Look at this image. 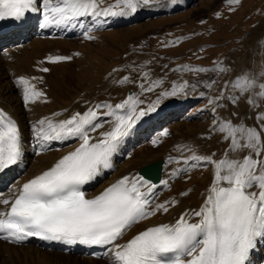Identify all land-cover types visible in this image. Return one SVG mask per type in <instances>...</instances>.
I'll use <instances>...</instances> for the list:
<instances>
[{"label":"snow or ice","instance_id":"1","mask_svg":"<svg viewBox=\"0 0 264 264\" xmlns=\"http://www.w3.org/2000/svg\"><path fill=\"white\" fill-rule=\"evenodd\" d=\"M150 2L0 0V21L11 19L22 24L28 14L39 12L41 28L79 26L86 28L82 35L91 41L96 37L89 35L85 20L99 27L109 17H125L126 9L134 14L141 4L150 6ZM240 2L228 0L229 10L235 11L231 5ZM220 16L216 13L217 18ZM139 54V49L133 51V55ZM73 58V55H49L41 63L55 65L71 62ZM155 59L158 58L147 62V70L133 61L125 68L110 71L109 78L114 85L131 84L138 89L130 91L120 102L113 105L107 100L84 101L82 112L75 111L59 120L44 117L31 125L36 155L52 141L75 140L77 146L18 188H10L9 197L0 194V240L22 244L30 238H38L66 246L96 247L102 250L108 264H253V253L264 247V76L250 67L235 72L216 66L193 69L187 65L170 68L165 64L161 66V74L147 82ZM37 70L51 71L49 67ZM193 71L210 75L206 81L196 84L185 79L179 85L169 83L164 88L168 72ZM117 72L120 77L112 80ZM30 80L42 82L43 77L20 76L15 80L16 86L22 88L26 107L46 95ZM197 87L204 89L198 98L207 100L201 111L211 114L208 131L226 148L221 153L197 154L189 150V156L182 153L169 156V165L183 166L171 168L169 178L160 180L159 185L167 188L170 181L182 176L190 179L188 174L193 170L211 169L210 182L201 194L202 203L170 222L148 226L124 240L137 224L158 214H167L170 206L179 201L157 202L158 185L144 175H124L91 197L85 186L113 169V157L122 141L143 118L157 110L156 104L151 102L150 106L141 107L145 104L144 94L156 91L158 98L175 97ZM253 93H258L259 102L250 99ZM241 100L246 108L242 115L231 112L230 117L222 116L224 111L238 109ZM63 115V112L52 114L53 117ZM105 124L108 129L99 131ZM159 135L167 137L169 132L162 130ZM151 143L158 145V140L153 139ZM175 147L178 151L182 148L181 145ZM23 155L17 122L0 110V171L16 165ZM180 195L187 196L189 192Z\"/></svg>","mask_w":264,"mask_h":264},{"label":"bare ground","instance_id":"2","mask_svg":"<svg viewBox=\"0 0 264 264\" xmlns=\"http://www.w3.org/2000/svg\"><path fill=\"white\" fill-rule=\"evenodd\" d=\"M126 12L127 15L122 18H107L106 22L101 23L99 27L91 21L85 20L84 23L87 26V29H90L89 35H95L99 32H105V36H113L114 38H126L134 34H139V36L140 34L143 35L142 33L146 32L144 31L145 26L141 28L129 27L127 29L121 28V26L136 22L137 20L145 17V13L139 12L137 14H131V11ZM41 23V14L39 12H34L33 15L25 19L24 23L17 24L15 30L7 33L0 31V50H2L0 51V81L6 77L11 78L9 84L6 82L8 84L7 86L4 88L0 87V110H3L17 122L22 136L24 150L22 159L18 161L16 165L7 167L0 171V194L4 197H9L11 195L9 192L10 188H18L24 182L35 175L40 174L43 170H46L54 164L60 156L66 154L68 151H71L72 148L77 146V142L75 140L65 143L52 141L46 144L45 149L41 151L39 155H36L35 152H37V147L33 139L31 125L44 117L59 120L68 118L70 114L75 111H84L83 102L91 100L92 97L96 95V91L92 90L87 93L84 92V94L74 98L72 97L73 95H67L66 92H64V87L67 85L66 82L69 79V74H72L71 68L74 63L89 66L87 58L90 57V54H86L84 52L85 47L91 53H97V51H107L105 48L100 46L96 51L90 44H86L83 47L76 45V43L75 45H72L74 46V49H70L68 47V43L70 44L69 41L76 42L75 40L84 38L82 33L86 30V28H81L79 26L74 28L69 27L67 29L58 27L41 28ZM110 28H113V30ZM71 38L74 40H70ZM129 47L132 48L133 46L130 44ZM134 47L133 49H135ZM55 53H58L57 55H73L74 58L71 62H61L55 65L41 63V61H44L47 56L55 55ZM75 53H80L81 55L75 57ZM127 53L128 52L125 54ZM133 56V52L128 53L129 59L133 58ZM9 58L12 59V63L11 66L8 67L10 68L8 73L6 70L7 62L4 63V61L7 59L9 61ZM121 62L124 61L121 60ZM39 67H49L51 69L50 75H45L44 73L39 72L37 70ZM122 68L120 67V69ZM81 69L82 74H89V76L92 77L88 69L85 67ZM106 70L108 73L111 71V68ZM82 74L76 75L75 77L79 81V85L82 90L86 91L88 88H85L86 86H84L81 82ZM20 76L28 78L33 76L43 77V79L44 77H48L49 88H45L46 86L44 88L41 87L42 84L44 85V83H40L41 81L30 80V83L35 84L36 88L38 90H42L46 95L41 97L35 103H29L26 107L22 100V88H18L15 84V80ZM112 77V80L117 79L120 77V73H114ZM150 78H146V81L149 82ZM107 83L109 85V82ZM39 84H41V86ZM110 85H112V87L110 86L111 89L109 87L110 91H108L107 94H105V92V95L103 94L104 96H112L117 99L119 98L120 100L126 97V94L128 93V89H126L128 88L127 85L126 87H120L114 85L113 83H110ZM158 90L159 89H157V91ZM137 91L138 89L136 86H134V90H131V92ZM199 93L200 91L197 87L196 91L186 90V92L182 95H177L175 97L158 98L156 91L153 92L155 95L152 94L154 97L151 100H148V97L146 98L144 95L142 99H144L145 104L141 107L150 106L149 102H151L152 104H156L157 110L143 118L135 126L131 134L122 141L117 153L114 154L113 157V169L105 171L102 177H98L96 181L85 186L87 195L89 197L97 195L109 184L124 175L139 176L140 170L143 167L159 161L164 162L162 179H168L171 168L183 166L169 165L167 163L168 157L178 156L171 154L172 152L177 151L175 146H182L192 138H194L193 140L198 138L202 139L209 134L212 139L211 143L203 152L198 150L196 145H192V148L189 150L196 152L197 154L223 152L226 145L218 141L216 143L213 142V140H218V138L215 134H211L208 131L209 126L212 123L211 114H209L207 118L200 120L197 124H191L185 121L190 114L187 116L185 115V118H183L184 116L182 117L180 114L187 102L190 100H199ZM100 95L102 96V94ZM150 97L151 96H149V98ZM66 100H70L68 102L69 105L65 103ZM113 100L115 101L116 99ZM241 101L239 108L233 109L234 112H241ZM55 112H63L64 115L60 117H53L52 114ZM179 116L183 119L177 121ZM222 116L227 117L226 111L222 112ZM102 119L105 118L102 117ZM207 121H209V124L203 126L205 124L204 122ZM107 129L108 125L105 124L104 128L99 129V131L102 132ZM162 130H167L175 136V139L172 140L176 142L172 143L170 148L168 147L170 152L163 148L155 149L151 143V141L156 137L165 140V137H161L159 135ZM178 132L182 134L180 135ZM93 135H97V133H93ZM147 140L151 141L147 142ZM140 145H143V147L145 146V148L143 150L141 148V150L135 152V148ZM210 172L211 169H198L195 175L189 179V183H192V181L195 182V184L191 187L188 185L189 183H183V180L187 178L183 176L170 181V185L167 188L163 185H159L158 183V187L155 189L158 193L157 202L175 199L179 201V203L175 206H170V211L167 214H158L137 224L128 233V235L124 237V240L130 239L134 234L144 230L148 226H153L161 222H170L177 218L179 214L185 210L197 209L203 200L201 194L205 186L210 182ZM185 185H188V188ZM181 192H189V195L181 196ZM120 242L123 243L124 241ZM0 256L8 259L10 263H13L14 260L17 259L18 261L24 260V264H108L106 257L103 255L98 258L92 257L88 255V250L81 248V245L66 246L61 243H53L51 248H44V241L40 240H35L28 246L11 245L6 241L0 240ZM252 259L253 264H262L264 262V247H260L257 252L253 253ZM6 264L9 263L6 262Z\"/></svg>","mask_w":264,"mask_h":264},{"label":"rangeland","instance_id":"3","mask_svg":"<svg viewBox=\"0 0 264 264\" xmlns=\"http://www.w3.org/2000/svg\"><path fill=\"white\" fill-rule=\"evenodd\" d=\"M111 3H114V0H105V4ZM229 7L228 0H151L150 6H143L141 4L139 10L135 12V14L139 12L145 13V17L131 24L121 26V28L124 29L129 27L141 28L145 26L144 31L146 32L142 33L143 35L140 34L139 36V34H134L126 38H114L113 36L107 35L106 37L104 34L105 32H99L95 35L92 34V36L96 37L95 40L90 41L82 38L75 40L76 42L69 41L70 44L68 43V47L70 49H74V46L72 45L77 43L76 45L83 47L86 44H90L96 51L100 46L107 51L91 53L85 47L84 52L90 54V57L87 58L89 66L79 63L73 64L71 68L72 74H69V79L66 82V87H64V92H66L67 95H73L72 97L74 98L84 94V92L87 93L95 90L97 96H93L91 99L92 101H89L95 103L107 100L114 105L122 99L120 100L116 97L104 96L112 87V85H110L111 80L108 76L110 72L107 73L106 69L111 68L112 70L120 69V67L125 68L135 61L138 62L142 70H147L145 65L153 57H157L158 59H155L151 65L153 71L149 78L159 76L161 74V66L165 64L169 65L170 68L187 65L189 68L193 69L216 66L227 68L228 71L235 70V72H240L242 69L250 67L258 75L264 76V0H241L239 4L231 5V8H234L235 11H230ZM113 10L119 11V9ZM126 11L130 10L126 9ZM216 13H220L221 16L217 18ZM200 21H204V23L201 24ZM110 29L113 30V28ZM70 40L73 41L74 39L71 38ZM170 41L171 44H169ZM128 44H131L133 47L135 46V49H133V47L130 48ZM136 49H139L140 54L134 55L133 58L129 59L128 53H132ZM126 52L128 53L125 54ZM57 54L58 53H55V55ZM11 60L12 59L9 58V61L8 59L4 61V63L7 62L6 70L8 73L10 69L8 67H10L12 63ZM121 60L124 62H121ZM83 67L89 70L92 77H90L89 74H82L81 68ZM44 74L50 75V72ZM80 74H82V84L86 86L85 88H88L86 91L82 90L79 81L75 77ZM208 75H210V73L203 74L195 71L187 74L184 72H168L164 77L166 81L164 88H167L169 83L179 85L185 79L191 81L192 84H196L197 81H206ZM151 78L149 82L151 81ZM44 79L40 82L41 84L44 83V85H39L43 88L45 86V88H49L48 77H44ZM10 80L11 78L7 77L1 80L0 87L4 88L7 86ZM107 82H109V85ZM127 87L128 88L126 89H128V93L131 90H134V85L129 84ZM257 87H259V80H257ZM198 88L200 92L204 91L203 88ZM196 89L197 88H190L188 91H196ZM153 92L144 95L146 98L148 97V100H151L154 97L153 95H155ZM100 94H102V96ZM149 96L151 97L149 98ZM95 98L98 99L96 100ZM113 99L116 100L114 101ZM250 99L259 102L258 93H253ZM69 101L70 100H66L65 103L68 104ZM241 102L242 109L240 110V113L242 115L246 111V108L244 101L242 100ZM206 104L207 100H190L185 104V107L180 114L182 117L184 116L183 118H185V115L187 116L190 114L185 121L191 124H197L200 120L207 118L210 114L208 111H201L205 108ZM233 109H231V111H226L227 117H230L231 112H234ZM181 116L177 118V121L183 119ZM204 123L203 126L208 125L209 121ZM249 123H251V120ZM178 133L180 135L182 134L180 132ZM156 138L159 146L153 145L154 148H163L168 152H170L168 147L170 148L172 143L176 142L172 140L175 139V136L172 133H169V136L165 137V140L158 137ZM193 139L194 138L183 144L181 150H177L171 154L181 155L182 153L184 156H189V149L192 148V145H196L198 150L203 152L212 141L209 134L202 139ZM150 141L147 140V142ZM217 141L218 140H213L215 143ZM141 148L143 150L145 146H138L135 148V152L141 150ZM196 172L197 170H193L188 175L192 177ZM186 179L183 180L184 184L190 182L188 178ZM194 184L195 182L192 181V183H189L188 185L191 187ZM188 185L185 186L187 187ZM4 259L3 256H0V264H6V262L9 264L25 263L24 260L18 261L17 259H15L13 263H10L8 259Z\"/></svg>","mask_w":264,"mask_h":264},{"label":"water","instance_id":"4","mask_svg":"<svg viewBox=\"0 0 264 264\" xmlns=\"http://www.w3.org/2000/svg\"><path fill=\"white\" fill-rule=\"evenodd\" d=\"M164 162L159 161L149 166L143 167L140 170V175H144L146 179H150L154 183H159L162 180Z\"/></svg>","mask_w":264,"mask_h":264}]
</instances>
